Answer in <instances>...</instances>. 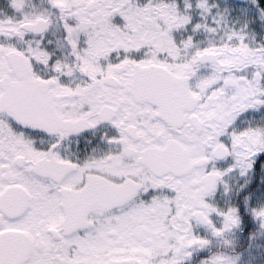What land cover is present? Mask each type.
I'll return each mask as SVG.
<instances>
[{"label":"snow or ice","instance_id":"snow-or-ice-1","mask_svg":"<svg viewBox=\"0 0 264 264\" xmlns=\"http://www.w3.org/2000/svg\"><path fill=\"white\" fill-rule=\"evenodd\" d=\"M249 3L237 27L216 0H0V264H241L245 228L264 248Z\"/></svg>","mask_w":264,"mask_h":264},{"label":"rangeland","instance_id":"rangeland-1","mask_svg":"<svg viewBox=\"0 0 264 264\" xmlns=\"http://www.w3.org/2000/svg\"><path fill=\"white\" fill-rule=\"evenodd\" d=\"M216 3L220 6V9L223 10L225 8L229 9V23H236V26H239L238 20H243L245 18V14L247 16H252L254 13L251 11L252 5L248 2L246 6L235 5L233 3H227L226 0H216ZM245 10H248L245 13ZM215 11V9H214ZM199 19V18H198ZM253 29L256 27L255 24L250 25ZM200 38V37H199ZM256 40H261V35L258 34L256 36ZM249 120H245L241 118V116L237 120V124L240 127L247 126ZM247 122V123H245ZM240 238V234L238 233L235 238V247L238 246V239ZM251 255L249 253L244 254V260L241 261V264H244V261L248 260L250 257L253 260V264H264V248H255L251 250Z\"/></svg>","mask_w":264,"mask_h":264},{"label":"flooded vegetation","instance_id":"flooded-vegetation-1","mask_svg":"<svg viewBox=\"0 0 264 264\" xmlns=\"http://www.w3.org/2000/svg\"><path fill=\"white\" fill-rule=\"evenodd\" d=\"M227 3H233L235 5H240V6H246L249 2V0H226ZM199 17L197 16L196 19ZM255 29V28H254ZM199 38V37H197ZM261 113H264V109L261 110V112H253L249 110L248 112L244 113L241 115V118H244L245 120H252L253 118L259 119ZM249 122V121H248ZM247 123V122H245ZM240 238L237 240L238 241V246L235 247L237 252H244V254L249 253L251 255L252 251L249 252L247 250V245H248V229L245 228L243 231L239 232Z\"/></svg>","mask_w":264,"mask_h":264}]
</instances>
